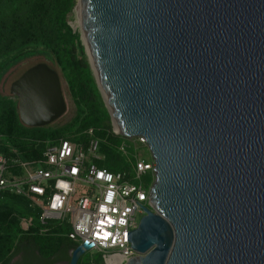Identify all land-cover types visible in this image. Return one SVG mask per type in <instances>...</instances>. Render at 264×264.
I'll return each instance as SVG.
<instances>
[{"label": "water", "instance_id": "water-1", "mask_svg": "<svg viewBox=\"0 0 264 264\" xmlns=\"http://www.w3.org/2000/svg\"><path fill=\"white\" fill-rule=\"evenodd\" d=\"M77 4L116 133L144 137L155 160L150 206L129 232L138 254L123 264H264V0ZM11 95L28 127L67 111L47 62ZM94 244L53 264H79Z\"/></svg>", "mask_w": 264, "mask_h": 264}, {"label": "built area", "instance_id": "built-area-1", "mask_svg": "<svg viewBox=\"0 0 264 264\" xmlns=\"http://www.w3.org/2000/svg\"><path fill=\"white\" fill-rule=\"evenodd\" d=\"M93 130L54 140L29 139V149L10 142L0 146V197L12 194L26 202L31 214L21 218L23 230L35 220L40 231L67 227L77 245L94 242L90 250L103 253V263L91 264L114 259L123 264L138 254L129 232L138 227L142 205L150 206L155 160L139 158L132 169L111 170L102 164L106 155ZM120 149L126 151L125 145Z\"/></svg>", "mask_w": 264, "mask_h": 264}, {"label": "trees", "instance_id": "trees-1", "mask_svg": "<svg viewBox=\"0 0 264 264\" xmlns=\"http://www.w3.org/2000/svg\"><path fill=\"white\" fill-rule=\"evenodd\" d=\"M76 4L77 0H0V82L23 60L44 55L52 68L58 64L64 71L77 106L75 117L64 127H28L19 117L18 102L0 92V132L5 133V140L11 144L29 149V139L54 140L59 134L67 137L93 128L96 136L103 140L101 152L106 160L102 164L111 170H123L126 167H121L117 152L121 137L110 131L111 115L86 48L68 23ZM30 214L21 197L12 194L0 197V264H11L24 251L38 253L46 264L69 259V250L77 246L67 236L69 228L51 225L48 236L39 232L40 225L35 220V225L25 231L21 218ZM98 263L103 260L99 259Z\"/></svg>", "mask_w": 264, "mask_h": 264}, {"label": "rangeland", "instance_id": "rangeland-1", "mask_svg": "<svg viewBox=\"0 0 264 264\" xmlns=\"http://www.w3.org/2000/svg\"><path fill=\"white\" fill-rule=\"evenodd\" d=\"M78 2V0H77ZM76 6L77 4L74 6L73 10L71 11V13L68 16V23L71 26V28L73 29L74 34L78 35L82 45H84L83 42V35H82V27L81 25L78 24L77 21V15H76ZM85 46V45H84ZM86 51V49H85ZM87 54V52H86ZM88 56V55H87ZM40 62H46V56L44 55H38V56H33L30 58H27L25 60H23L22 62H20L19 64H17L16 66H14L13 68H11L2 78L1 82H0V92L2 95L4 96H8L11 99H14L17 101V98L13 95H11V85L12 83L18 79L23 72H25L28 68L32 67L33 65L40 63ZM54 68L57 70V72L59 73L60 77H61V81H62V86H63V91H64V95L67 101V111L61 116L59 117L56 121L52 122L51 124H49L48 126H46L49 129H57V128H61L64 127L65 125H67L69 122H71L73 120V118L76 115L77 112V106L75 104V100L71 94L67 79L65 77L64 71L62 70V68L58 65V64H54ZM10 95V96H9ZM104 99V98H103ZM109 111V109H108ZM110 113V111H109ZM111 115V114H110ZM111 133L116 134L117 136L121 137L120 143L118 144V154L120 155V161H121V167H126L124 169H132V167L134 166L135 162L139 159V158H145L147 160H153L152 154L150 152V149L148 147V145L144 144L143 142H141L139 137H124V136H120L119 134L116 133V128H115V124L114 121L112 120V116H111ZM86 134V133H85ZM65 134H59L58 137L56 136V139L61 138V137H65ZM70 136V135H68ZM93 136H96L95 131L93 130ZM6 136L5 133L2 131L0 132V146L5 147L8 143L7 140H5ZM100 141V143L103 142V140L99 137H97ZM125 145L126 147V151H123L120 149V146ZM103 153V152H102ZM104 154V153H103ZM155 180L153 174L151 176L150 182L153 183ZM150 183V184H151ZM141 216V215H140ZM39 232L41 234L44 235H51L50 230H42ZM104 255L103 253H97L96 251H87L80 259V262L82 264H90L91 262H98L99 259L103 260Z\"/></svg>", "mask_w": 264, "mask_h": 264}, {"label": "flooded vegetation", "instance_id": "flooded-vegetation-1", "mask_svg": "<svg viewBox=\"0 0 264 264\" xmlns=\"http://www.w3.org/2000/svg\"><path fill=\"white\" fill-rule=\"evenodd\" d=\"M72 250H69V255ZM64 253V252H63ZM67 258H63L62 260H66ZM46 264V261L43 257L39 256L38 253L24 251L20 252L13 260L11 264Z\"/></svg>", "mask_w": 264, "mask_h": 264}, {"label": "bare ground", "instance_id": "bare-ground-1", "mask_svg": "<svg viewBox=\"0 0 264 264\" xmlns=\"http://www.w3.org/2000/svg\"><path fill=\"white\" fill-rule=\"evenodd\" d=\"M79 4V3H78ZM77 4V5H78ZM77 7V6H76ZM75 11H76V15H77V21H78V24L79 25H81V22H80V19H79V16H78V13H77V9H75ZM81 27H82V25H81ZM114 124H115V128H116V130L118 131V128H117V125H116V122H114ZM114 259V258H113ZM119 263V262H118ZM108 264H117V260L116 259H114V260H111Z\"/></svg>", "mask_w": 264, "mask_h": 264}]
</instances>
